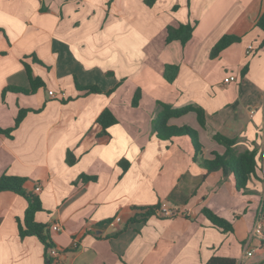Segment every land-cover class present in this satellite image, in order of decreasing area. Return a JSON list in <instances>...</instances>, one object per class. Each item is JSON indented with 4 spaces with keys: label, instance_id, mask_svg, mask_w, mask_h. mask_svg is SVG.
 Instances as JSON below:
<instances>
[{
    "label": "crops",
    "instance_id": "1",
    "mask_svg": "<svg viewBox=\"0 0 264 264\" xmlns=\"http://www.w3.org/2000/svg\"><path fill=\"white\" fill-rule=\"evenodd\" d=\"M263 10L264 0H0V128L29 109L10 135L0 133V176H23L38 195L35 220L47 224L60 252L51 264H205L212 256L264 264V244L255 252L264 243V31L255 25ZM188 22L185 44L165 41L168 25ZM224 34L240 40L211 58ZM23 61L44 87L5 90L29 88ZM229 75L235 79L224 83ZM76 84L102 91L84 94ZM159 102L204 110V126L194 112L168 120L198 131L203 158L225 151L217 132L237 140L236 152L256 150L245 191L231 174L206 172L187 136H156ZM106 107L117 122L108 142L92 144ZM164 202L176 214L137 216ZM26 207L23 196L0 191V264H46L37 237L19 234ZM204 208L232 231L215 226ZM259 215L262 234L251 238Z\"/></svg>",
    "mask_w": 264,
    "mask_h": 264
},
{
    "label": "trees",
    "instance_id": "2",
    "mask_svg": "<svg viewBox=\"0 0 264 264\" xmlns=\"http://www.w3.org/2000/svg\"><path fill=\"white\" fill-rule=\"evenodd\" d=\"M147 6H152L156 0H143ZM255 25L264 31V10L258 16ZM167 35L165 38L166 42L172 40H179L182 44H185L192 36L193 25L191 23H183L177 27L168 25L166 27ZM240 40V37L233 34H224L219 40L213 45L210 50V57L217 56L221 50L229 46L233 42ZM264 42V39H263ZM33 61L39 62L34 55L30 56ZM23 65L26 69L29 88L22 87H8L5 90L12 89L16 92L33 93L38 88L44 86V82L39 77L32 76V70L28 63L23 61ZM77 88L84 91V94L98 93L102 90L96 85H85ZM4 90V91H5ZM113 91V88L107 91L109 94ZM140 96L139 89L135 92L132 100V104L136 105ZM161 110L157 113L156 117L152 121V129L156 136L160 139H170L174 136H187L193 146L194 155L193 159L197 161L202 167L206 169V172H212L221 170L223 175H232L237 190L245 191L247 189L248 180L252 175L255 174L257 168L256 150L246 149L241 152H236L234 146L237 142L235 138H229L221 133H215L213 138L219 143L225 146L223 153L213 152V157L210 159L203 158L201 156L202 143L199 140L198 131L190 125L184 124L181 126L170 125L168 120L172 117H180L188 112H194L196 119L201 126L205 125V113L204 110L193 104H187L180 107H173L169 104L159 102ZM29 109L20 108L14 118V125L7 129L0 128V133L10 135L11 132L20 124L23 117ZM117 119L110 111L109 108H104L94 121V127L90 134V142L94 143H106L110 139L108 128L115 124ZM75 157L71 151L66 153V163L73 164ZM127 164L123 166L125 170ZM90 179L92 177H85ZM26 178L23 176L6 175L0 176V191L9 190L23 196L27 201V207L24 211L23 221L19 220V234L20 236L33 235L43 244L46 256V264L52 263V258L48 255V250L54 246L49 236V229L47 224L40 223L35 220V213L42 208L40 199L35 193L28 191L24 187ZM156 209H159V205L148 206L145 208H139L137 216L140 220H145L150 214L154 213ZM144 211V212H141ZM203 214L218 228L224 231H232L231 223L214 214L209 209H202ZM135 219V218H134ZM263 242L255 249V252L263 250ZM257 250V251H256ZM253 254V253H252ZM205 264H236V260L231 257L212 256Z\"/></svg>",
    "mask_w": 264,
    "mask_h": 264
},
{
    "label": "built area",
    "instance_id": "3",
    "mask_svg": "<svg viewBox=\"0 0 264 264\" xmlns=\"http://www.w3.org/2000/svg\"><path fill=\"white\" fill-rule=\"evenodd\" d=\"M252 48V45H249L248 46V50ZM235 79V76L234 75H229L227 77H225L223 79V82L224 83H228L232 80ZM60 94L63 96L64 95V92H60ZM48 95H50L51 97H54L56 96V93L53 91V90H49L48 91ZM39 187H36V190H38ZM158 213L163 216V217H171L173 216L174 214H176V210L171 207L168 203L164 202V203H161V205L159 206V209H158ZM121 218L120 217H115L114 221L111 223V225L113 226L115 222H118L120 221ZM52 229L53 230H59L60 227L57 225V224H54L52 226ZM262 231H263V221H262V218L261 216L259 215L256 220H255V223H254V226H253V229H252V232H251V238L253 236H258V235H261L262 234ZM75 244V243H74ZM59 250L56 248V247H51L49 250H48V255L51 257V258H55V257H58L59 255ZM246 255L250 256L252 255V248L250 250H247L246 251Z\"/></svg>",
    "mask_w": 264,
    "mask_h": 264
},
{
    "label": "rangeland",
    "instance_id": "4",
    "mask_svg": "<svg viewBox=\"0 0 264 264\" xmlns=\"http://www.w3.org/2000/svg\"><path fill=\"white\" fill-rule=\"evenodd\" d=\"M44 87V86H43Z\"/></svg>",
    "mask_w": 264,
    "mask_h": 264
}]
</instances>
